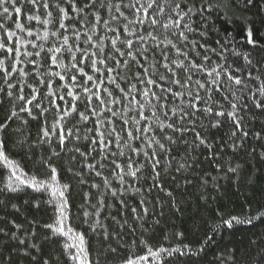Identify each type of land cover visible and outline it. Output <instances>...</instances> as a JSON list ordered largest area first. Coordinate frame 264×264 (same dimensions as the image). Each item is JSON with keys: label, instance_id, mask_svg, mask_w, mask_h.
<instances>
[{"label": "trees", "instance_id": "16d2710c", "mask_svg": "<svg viewBox=\"0 0 264 264\" xmlns=\"http://www.w3.org/2000/svg\"><path fill=\"white\" fill-rule=\"evenodd\" d=\"M129 2L130 0H111L112 8L105 4L99 9L100 0H96L97 7L86 10V25L80 23L85 16L73 12L70 5L63 0H48L52 5L49 8H44L41 2L33 5L28 0H14V3L13 0H5L0 5V44L5 45V49L13 50L9 54L5 49H0V60L4 61L0 70V124L5 123L13 108L17 112V116L7 127L0 130L4 152L27 174V178L35 176L38 180L49 181L51 171L47 164L56 168L57 179L53 186L63 190V185H69V190L65 193L68 201L66 226H71L75 233L83 234L90 264H127L129 259L138 261V264H264V110L257 109L252 99L254 96L260 98L257 90L264 85V0H251V3L249 0H156L147 17L143 11L137 14L135 9L121 8L127 19L120 17L118 21H113L111 17L119 15L114 6ZM176 2L181 4L178 11H183L186 15L179 29L174 25L165 29L163 25L169 23L170 19H180L173 12ZM87 3L88 0H77V7L82 8ZM147 3L148 0H141L144 7H147ZM56 4L65 8L70 17L63 19L66 30L60 27L63 14L59 12ZM209 5L212 7L209 8ZM160 6H163V12H160ZM4 7L9 9L8 14L4 13ZM15 8H20L21 12L16 13ZM189 8L192 9L191 12L188 11ZM97 9L101 17L99 22L92 15ZM29 16L39 19H29ZM138 16L145 19L144 24L129 23L137 21ZM151 18L158 21L157 26L151 25ZM104 21H108V24L105 25ZM17 24L21 27H17ZM185 24L193 31L187 32L184 29ZM124 25L128 26L127 32ZM73 29L81 33L79 40ZM109 29L116 31L110 32ZM249 29L255 46L248 43L246 33ZM179 31H185L187 43L181 42L178 35H174ZM117 32L120 40L134 41V52L137 49L146 50L147 62L145 63L144 56H138V59L149 68L152 79L163 84L165 88L171 87L174 92H184L175 99L169 94L166 100H161V103L167 105L166 108L157 105L146 110V115L151 116L152 112H156L160 121L180 127L179 115L172 118L171 110L177 108L189 113L183 126L194 125V131L181 133L171 129L161 132L156 124H152L153 132L144 133L146 138L154 135L156 140L169 149L167 153L159 152L158 145L153 143L160 160L157 169L160 175L156 183L162 187H153V172L145 164L143 154L137 156L128 147L131 144L132 148H143L151 152L147 147V139L129 140L127 131L121 132L124 118L131 116L138 119L135 112L126 111L127 100L123 103L102 105L94 98L92 106L89 107L81 92L77 110L61 120L54 130L53 125L57 124L59 114L55 107H50V98H46L49 92L47 83H39V78L35 75V65L31 63L40 61L41 73L47 74L50 66L51 71L64 74V68L51 64L49 49H65L56 55L59 56L58 64L68 66L72 57L66 49L75 50L79 46L81 50L87 49L99 56L98 48L83 43L88 36H92V43H103L104 55H107L113 51L111 41ZM149 32L156 37L155 41L148 37ZM65 36L68 37L67 45L63 43ZM138 36H143L146 40L141 43L137 40ZM101 37H105L102 42ZM168 40L182 51L188 52V59L183 55L178 56L175 49L167 43ZM192 41L197 42L195 49L192 48ZM157 44L159 47H156ZM121 50L126 51L122 46ZM161 51L167 53V59L161 55ZM36 52L47 56V62L36 56ZM27 53L32 55H26ZM204 56L209 57L208 61H203ZM117 58L121 61L118 69L120 75L128 77L119 81L120 87L127 91L135 84L142 91L146 85L138 82L136 73H143V69H138L135 62L124 65V60L129 59L127 55ZM176 60H184L186 67L189 66V61L204 65L205 71L192 73V83L188 86V91L193 96L199 91L202 98L196 102L201 110L194 114L188 107L193 97L188 96L181 86L169 85L160 80V75H165L168 80L178 78L183 84L188 74L183 69H175L172 61ZM164 63L176 70L175 77L162 67ZM13 66L16 71H13ZM108 66L116 67L114 62H110ZM152 66L155 67V74H152ZM213 68L220 73V92H216L215 88L210 92L206 90L210 87V80L216 78L215 73L209 75ZM5 71L11 73L7 81L4 78ZM85 71L93 75L90 63ZM22 72L27 75H22ZM227 73L239 77L241 83L237 85L229 81ZM73 74L76 73L70 72L63 81L59 77L43 76L46 81H52V92L56 96L66 97L67 104L57 100L61 109L72 106L71 98L66 95L67 88H62L61 85L70 86ZM76 75L82 85L83 77ZM107 75L105 72L102 87L109 88L114 97H119V89L107 83ZM95 79L99 82L100 76L97 75ZM195 81L205 84L206 88L198 89ZM8 83L13 85L12 97L7 95ZM29 85L36 88L37 92L33 93ZM22 87L25 100L36 95V100L29 106L31 116L20 111L25 106V101L17 99ZM88 87L92 88L93 85L89 83ZM152 91L164 95L159 88L152 87ZM101 95L106 102L111 99L103 92ZM136 99L146 103L138 95ZM152 103L155 105L157 101L153 99ZM233 103L238 106L236 115L241 120L242 131L236 130L234 121L227 115L233 111ZM37 104L41 107L37 108ZM261 104L264 105V100H261ZM108 107L117 112V116L113 117L112 112L107 111ZM205 107H211L213 113H205ZM93 108L96 115H92ZM219 111H223L225 115L217 117L214 113ZM41 112L44 114L41 115ZM165 112L168 113L167 118L164 116ZM81 113L88 116V119H81ZM98 120L104 122L100 130L106 133V137L107 131L114 126L122 138L119 143L115 134L112 135L111 143L106 138L108 148L103 153L99 143L92 144L93 139H99L96 136ZM108 120L112 123H107ZM217 122L219 126L213 127ZM151 123L140 121L145 127ZM128 127H132L131 123ZM61 129L65 135L69 129L72 131L63 148L58 143ZM43 130H47L50 136L44 138ZM234 131L235 136L232 135ZM197 132L206 144H200L195 135ZM244 132H247V136L243 135ZM165 136H171L176 143H169L164 139ZM121 150L124 152L123 156L119 155ZM113 153L116 155L113 156ZM129 156L136 162L133 169L140 165L145 166L138 172L137 179L125 175L124 183L121 184L119 176L114 173L123 175L129 171ZM113 160L122 166L123 172L115 168ZM88 164H94L95 169H89ZM182 164L185 167L180 168ZM229 169H236V172ZM11 170V165L0 162V187L8 181ZM96 172H101L102 175L98 176ZM105 179L108 180V185H105ZM113 192L116 194L113 195ZM50 199H54L50 188L48 191H35L25 185L17 192L0 191V229H3L0 232V264H43L45 259L50 264H74L65 255L63 245H74L76 242L70 236H53L51 229L43 227L52 224L56 219L55 205L48 203ZM13 204L18 210L12 207ZM133 208L136 213L132 212ZM85 212L89 214L87 217ZM218 212L224 213L225 219L229 216L240 217L242 221L249 217L255 219L252 223L242 222L234 224L231 229L217 231L211 240H206L210 225L219 220ZM12 233H16V238L12 237ZM26 233L29 235L26 236ZM105 233L108 234L107 238ZM177 233L182 236L178 237ZM20 238L25 240L23 245L19 243ZM30 244L39 245L40 251L29 248ZM184 245H189L193 252L189 253ZM177 246L184 255L173 253L169 256L167 253H159L160 259L157 260L148 252L149 248L156 251L160 247L171 249ZM201 247L202 251L199 250ZM25 249L30 255H24ZM69 251L75 252L76 248L71 247ZM32 256L37 257L35 262L31 259ZM141 256L147 259L138 260Z\"/></svg>", "mask_w": 264, "mask_h": 264}, {"label": "snow or ice", "instance_id": "6c2138e0", "mask_svg": "<svg viewBox=\"0 0 264 264\" xmlns=\"http://www.w3.org/2000/svg\"><path fill=\"white\" fill-rule=\"evenodd\" d=\"M28 2L33 4V5H36L38 2H41V3H43L44 8L52 7V5H50L48 3V0H28ZM63 2L65 4L70 5L71 10L73 12H76L78 15H84L85 16V19L80 21V23L82 25H86V23H87L86 10L90 7L91 8L97 7L96 0H88V3L85 4L82 8L77 7V0H63ZM4 3H5V0H0V5H3ZM13 3H14V0H13ZM249 3H251V0H249ZM105 4H107L109 8L113 7L111 0H100L99 9H102ZM155 4H156V0H148L147 7H144L143 4H141V0H130V2L127 4L117 3L114 7H115L116 12L119 15L118 16L114 15L111 17V19L113 21H118L120 17H124L125 19H127V17H125V15H124V12L121 11V8L135 9L137 14H139L141 11H143V13L145 14V17H147L148 12L154 7ZM137 5H139V7ZM55 6L59 9V12L63 14V18L61 20L60 27H61V29L66 30V25L63 23V19H70V17H68V13L65 10V8L60 7L59 4H56ZM211 7L212 6L209 5V8H211ZM180 8H181V4L179 2H176L175 6L173 8V12H176L177 16H179L180 19H176L175 21H172L170 19L169 23H166L163 25V27L165 29H167L173 25L179 29L181 22H182V19L186 15V13H184L183 11H178ZM99 9H97V12L92 13V15H94L96 17L97 22H99L101 19V17L98 15ZM3 11L5 14H8L9 9L7 7H4ZM163 11H164L163 6H160V12H163ZM188 11L191 12L192 9L189 8ZM201 11H203V9H201ZM15 12L20 13L21 9L15 8ZM156 15H159V13H157ZM29 19H39V17L29 16ZM136 22H138L140 24H144L145 19L139 18V16H138L137 21H129V23H136ZM45 23H47V21H45ZM150 23L152 26L158 25V21L155 18H151ZM104 24L107 25L108 21H104ZM0 27H2V25H0ZM17 27H21V25L17 24ZM93 27L95 28V25ZM184 29L187 32L193 31V29L190 28L189 25H187V24L184 25ZM124 30H125V32L128 31L127 25H124ZM73 31L75 32L76 38L79 40L81 33L79 31H76L75 29H73ZM109 31L115 32L116 30L115 29H109ZM53 35H56V33H53ZM129 35H131V33H129ZM174 35H178L179 40L181 42H184V43L188 42V37L185 34V31H179L178 33H174ZM246 35L248 38V43L253 44L255 46V41L253 40V35H252V32L250 29L247 31ZM148 37H150L153 41L156 40V37L153 35L152 32L148 33ZM104 39H105V37H101V42ZM137 40L139 42L143 43L146 40V38L143 36H138ZM92 41H93V37L88 36L87 40H84L83 43L91 44V46L93 48H98L100 55L98 56L96 52H89L87 49L81 50L79 48V46H77L75 50H73L72 48H68V49H66V51L72 57V62L68 66H65L62 63L58 64L59 56L56 55L57 53H62L63 51H65V49L52 48V49L48 50V52L51 54V56H50L51 64L57 65L58 67H61V68H64L65 69L64 74H61L60 72L51 71L50 66H49V72L47 74L41 73L39 70L41 67L40 61H32L31 62L35 65V75L39 78V83L41 85L47 83V86L49 88V92L46 94V98H50L49 99L50 107H55L57 113L59 114V119L57 120V124L53 125V129L55 130L57 125L60 124L61 120L71 116L77 110V102L81 99V95H80L81 92L84 94V97L87 100V106H89V107L92 106V101L94 98L96 101H98L102 105H106V103L118 104V103H123L125 100H127L128 106L126 107V111L135 112L136 115L138 116V119L133 118L131 116L128 118H124L123 119V126L121 128V132L126 130L127 135L129 137V140H137L138 141V140H142V139H147V141H148L147 147L149 149H151V152L145 151L143 148H141V149L132 148L131 144H128V147H129L131 153H134L137 156H139L140 154H143V156L145 158V164L147 166H150L152 169V172H153V187H162V185H159L156 183V180L159 178V175H160L159 172L157 171V169L160 165V160L158 159L159 153L155 150V148H153V143L158 145L159 152L167 153V152H169V149L165 148L164 144H162L158 140H156L154 135L151 136L150 138H146L144 136V133L153 132L152 124H156V126L160 129L161 132L165 131L166 129H171L173 132L179 131L181 133L187 132L189 130L194 131V125H190V127H184L183 121L188 117L189 113L183 112L182 110H178L177 108H173L171 110L172 111V118L174 119L177 115H179V117H180L179 123L181 125L180 127L175 126L173 123H165V122L160 121V117L156 114V112H152V115L148 116V115H146V110H151L152 108L157 107V105L160 108H166L167 105L165 103H161V100H166L169 94L171 95V97L173 99H175L176 97L182 96L184 94V92H174L171 87L165 88L163 84L157 83L156 80L152 79V77L149 73V68L145 67V64L141 63L140 60L138 59V56H144L145 63L147 62V56L145 55L146 50L137 49L134 52L133 51V48H134V41L133 40H131V39L120 40V34L117 32L116 37L114 39H112V41H111L113 51L107 53V55H104L105 47H104L103 43H92ZM118 41H119L120 46H118ZM63 43L65 45L68 44V37L67 36L64 37ZM167 43L172 48L175 49L178 56L183 55L186 60L188 59V52L182 51L175 44H173L171 40H168ZM191 44H192V48L195 49L197 42L192 41ZM121 46L124 47L126 49V51H122ZM156 47H159V44H157ZM201 47H204V46L201 45ZM0 49H5V45L0 44ZM5 50L9 54H11L13 51L11 48H7ZM77 53H79L80 55L78 56ZM17 55H19L18 50H17ZM26 55H32V54L27 53ZM35 55L38 57H41L45 62H47V60H48V57L42 56L41 52H36ZM125 55H127V57L129 59L124 60V65L127 66L130 64V62H135L138 69H143V73H141L140 71H137V73H136V79L138 80V82L140 84L146 85V87L142 91L139 90L135 84L131 85L129 90H127V91L124 88L120 87L119 81L126 80V79H128V77L120 75L118 69L121 67V61L117 57L119 56L122 58ZM161 55L165 56V59H167V53L166 52L161 51ZM208 59H209L208 56L203 57V61H205V62L208 61ZM110 62H114L116 67L115 68L109 67L108 64ZM3 63H4V61L0 60V70H2ZM89 63L91 65L93 75H89L85 71V68H87L89 66ZM172 63L175 65V69H183V71L188 74L187 79H185L183 84H181V81L178 78L168 80L165 75H160V80L168 83L169 85H179L182 88H184L185 91H187V95L190 97H193V99L189 101L188 107H190L193 110V114L195 111H200L201 109L198 108V105L196 103L197 101L202 100L201 96L199 95V91H197L195 93V95L193 96V93L191 91H188V86L191 85V83H192V73L205 71L204 65L203 64L197 65L194 61H189V66L186 67L184 60H176V61H172ZM100 66H102V67H100ZM152 67H153L152 74H155V67L154 66H152ZM162 67L165 68L167 70V72L172 73L173 77L176 76V70L173 69L171 66H169L168 63H164L162 65ZM217 67H220V66L217 65ZM13 71H16L15 66H13ZM70 72L76 73L79 76L83 77L84 83L81 85L79 80L77 79V75L73 74L71 76V85L70 86L68 84L61 85L62 88H67V94L66 95H67V97H70L72 100L71 108L61 109L60 104L57 103V100L62 101L65 104H67L66 97L64 95L56 96L52 92V87H53L52 81L51 80L46 81L43 78V76L44 75H51L53 77H59V79L63 81V80H65V76L68 75ZM105 72L108 74L107 75V83L109 85H115V87L117 89H119V92H120L119 97H114L112 91L109 88L102 87V85L105 82V79H104V73ZM213 73H215L216 78L210 80V82H209L210 87H208L206 90L210 92V91H212V88H215L216 92H220L221 91V85H220V79H219L220 73L216 71V68H213L211 70V72L209 73V75L211 76ZM10 75H11L10 72L5 71V76H4L5 81H7V78ZM22 75H27V73L22 72ZM97 75L100 76L99 82H97L95 79V77ZM249 75H251V74H249ZM227 78L229 81H232L237 85L241 83V79L239 77H233L231 75V73H227ZM89 83H91L93 85L92 88L88 87ZM195 84L197 85L198 89H205L206 88L205 84H202L199 81H195ZM28 87L32 88L33 93L37 92V89L33 88L31 85H29ZM152 87L159 88L160 92L164 95H162V96L158 95L156 92L152 91ZM7 88L9 89L7 95L9 97H12L13 92L11 91V89L13 88V85L8 83ZM74 89H78L79 91H74ZM93 89H95V91ZM0 91H2V89H0ZM257 91L259 92L260 98L257 99L254 96L252 98L253 103L255 104V107L257 109L264 110V105L261 104V100H264V85H262ZM101 92L106 94L111 99L106 102L104 100V98L102 97ZM23 93H24V89L22 87L20 89V95L17 97V99L20 101H25V106L23 108H21L20 111L21 112H27L28 115L31 116L32 112H31V108L29 106L32 105L33 102L36 100V95H33L30 99L25 100V96ZM133 93H135L136 95H133ZM137 95L140 96L142 98V100L146 101V103H141L140 100H137L136 99ZM153 99H155L157 101V104L154 105L152 103ZM210 99H211V97L209 96V100ZM225 99H227V97H225ZM36 107L40 108L41 105L37 104ZM232 108H233V111L228 112L227 115L230 118H232V120L234 121L236 130L242 131L241 120L238 119L237 115H236L237 110H238L237 104L233 103ZM44 111H47V110H44ZM107 111L112 112L113 117L117 116V112L113 111L112 108L108 107ZM203 111L207 114L213 113V109L211 107H205L203 109ZM43 114L44 113L41 112V115H43ZM214 114L217 117H221V116L225 115V113L223 111L215 112ZM92 115H96L94 108L92 111ZM16 116H17V112L13 108L11 114L8 116L5 123L0 124V130L5 129L8 125V123ZM164 116L167 118L168 113L165 112ZM33 118L35 119V117H33ZM81 119L87 120L88 116L81 113ZM142 120L143 121H151L152 123L149 124L147 127H145V126L140 124V121H142ZM103 123H104L103 121H99V120L97 121L96 136L99 139L98 140L97 139L92 140L93 145H96L97 143H99L100 151L102 153L105 152L108 148V144L105 143L106 138H107L108 143H111V138H112L113 134H115V139L118 143L122 139L120 136V133L116 132V129L114 126L107 131V137H106V133L104 131L100 130ZM107 123L111 124L112 121L108 120ZM130 123H131L132 127H128ZM137 125H139V126L137 127ZM212 126L218 127L219 122H217L216 124H213ZM71 135H72L71 129L68 130L67 135H65L63 129L60 130L58 143L61 146V148L64 147L66 139L71 137ZM195 135H196L197 139L199 140L200 144H206V141L200 137V134L198 132L195 133ZM232 135L235 136L236 131H234L232 133ZM243 135L247 136V132H244ZM258 135H259V133H257V136ZM49 136H50V133L47 130H43V137L47 138ZM76 138L79 139L78 136ZM164 139L167 140L169 143H176V141L172 140L171 136H165ZM125 143H127V142H125ZM76 151L79 152V149H76ZM81 155H85V154L81 153ZM112 155L115 156L116 153H113ZM119 155L120 156L124 155L123 150H121L119 152ZM262 155H264V154H262ZM104 158L107 159V157H104ZM0 162H3L4 165H11L12 166V170H11L10 175L8 177V181L3 185V187H0V191L17 192L22 188V186H25V185L33 188L35 191H40V190L48 191L49 188L51 189L52 196L54 199H50L48 201V203L55 205L54 215L56 216V219L54 220V222L52 224H47V225H44L43 227H45L47 229H51L53 236H56V235H63L66 237L70 236L71 239H73L76 242L74 245H69V244L63 245L65 255L67 256L69 261L74 262V264H90L89 259H88L87 250L84 247L85 241H84L83 234L82 233H75L74 229H72L71 226H66L65 222L68 220V216L66 215L67 210H68V201H67V198L65 196V193L69 190V185H67V184L63 185L62 186L63 190H61L58 187L53 186V185H55L56 179H57L56 168L51 167L50 164H47V162H45L51 171V177H50L49 181L38 180L35 176H32L31 178H27V174L23 173L22 170L19 169V166L16 165L13 161H11L9 159V157L6 155V153L3 150V142L2 141H0ZM112 163L115 165L116 169H120L121 172H123V168L120 164L116 163L115 160H113ZM134 163H136V162L133 161L131 156H129L128 165H127L129 171L127 173H124L123 175H120L118 173H114V175L119 176V180H120L121 184L124 183V176L125 175L131 176L133 179H137L138 178V172L145 166V165H140V167L133 169ZM87 167L91 170L95 169L94 164H88ZM101 167H103V165H101ZM183 167H185V165H183V164L180 165V168H183ZM179 170L180 169L178 168L177 171H179ZM69 171H71V169H69ZM229 171L236 172V169H229ZM18 172L20 173L19 175H18ZM96 175L100 176V175H102V173L96 172ZM13 178H15V182H13ZM108 183H109L108 180L105 179V185H108ZM137 191H138V189H137ZM115 194L116 193L113 192V195H115ZM168 195H171V193H168ZM143 204H144V201L142 200L141 205H143ZM173 206H175V202H173ZM12 207L14 209H17V206L15 204H13ZM144 211H145V213H147L146 208L144 209ZM132 212L136 213V209L133 208ZM84 215H85V217H87L89 214L87 212H85ZM217 215L219 217V220L215 224L210 225L209 235L205 238L206 240H211V237L213 235H215L217 231L224 230V229H231L234 226V224H238V223H242V222L252 223L253 219H255L254 217H249L246 220L242 221L240 219V217H237V216H229L227 219H225L224 213L218 212ZM15 227L19 228L20 225H15ZM2 231H3V229H0V232H2ZM93 231H95V227H93ZM27 235H29V234L26 233V236ZM32 235L33 236L35 235L34 231H33ZM107 235L108 234L105 233V238H107ZM177 236L180 237V236H182V234L177 233ZM12 237L16 238V233H12ZM19 243L21 245H23L25 243V240L23 238H20ZM142 243H143V241H142ZM71 247H75L76 251L70 252L69 249ZM183 247H184V249H187V251L189 253L193 252V249L189 245H184ZM29 248H35L37 250V252L40 251L39 245H37V244H30ZM199 250L202 251L203 247H201ZM23 251H24V255H30V252L27 249H25ZM148 252H149V255L155 257L157 260L160 259L159 253H167L169 256H171L173 253H180L181 255L185 254L179 246L171 248V249L160 247L156 251H153L151 248H149ZM31 259L35 262L37 260V257L32 256ZM146 259H147V257H145V256H141L138 258V260H146ZM43 264H50V262L48 259H45L43 261ZM127 264H138V261H133L132 259H129L127 261Z\"/></svg>", "mask_w": 264, "mask_h": 264}]
</instances>
